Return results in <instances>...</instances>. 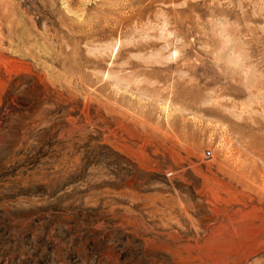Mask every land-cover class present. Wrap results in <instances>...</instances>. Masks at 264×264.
Wrapping results in <instances>:
<instances>
[{"label": "rangeland", "instance_id": "1", "mask_svg": "<svg viewBox=\"0 0 264 264\" xmlns=\"http://www.w3.org/2000/svg\"><path fill=\"white\" fill-rule=\"evenodd\" d=\"M0 264H264V0H0Z\"/></svg>", "mask_w": 264, "mask_h": 264}]
</instances>
